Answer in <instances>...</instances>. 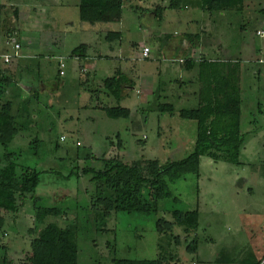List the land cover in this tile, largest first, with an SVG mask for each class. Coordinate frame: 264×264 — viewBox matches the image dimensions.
Returning <instances> with one entry per match:
<instances>
[{"label":"rangeland","instance_id":"rangeland-1","mask_svg":"<svg viewBox=\"0 0 264 264\" xmlns=\"http://www.w3.org/2000/svg\"><path fill=\"white\" fill-rule=\"evenodd\" d=\"M170 2L124 0L121 8L95 15L109 21L96 25L98 36L91 37L90 24L81 20L80 0H0V55L12 56L3 68L14 80L2 101H12L16 112L27 98L33 116L8 150L20 166L41 172L39 205L67 213L46 219L36 230L31 199L16 214L0 209L6 219L0 264H25L31 240L42 228L73 221L79 224V264L158 257L165 264H264V35H258L264 31V0H244L243 12H211L202 0H183L180 9L172 10ZM159 6L166 8L162 18L156 14ZM109 32L123 37L108 41ZM188 34L196 38L185 39ZM85 43H91L92 58H74L72 51ZM16 44L22 49L17 51ZM145 47L150 59L143 58ZM190 48L226 76L239 78L241 130L247 135L239 163L227 161L225 154L218 161L203 157L199 178L189 174L170 185L177 202L161 201L150 215L114 213L103 219L91 208V196L111 191H102L90 175L67 176L85 168L100 170L103 158L164 164L193 152L197 122L181 118L179 111L198 108L208 77L200 64L189 70L170 61L190 58ZM100 50L110 58H97ZM58 57L65 64L63 76ZM121 67L136 87L117 100L103 92V80ZM161 103L173 104L178 112L161 113ZM101 105L128 108L131 117L110 118ZM5 153L0 145V169L7 165ZM86 155L90 158H79ZM172 209L198 210V230L188 235L177 227L172 236L159 235L157 220L172 221Z\"/></svg>","mask_w":264,"mask_h":264},{"label":"trees","instance_id":"trees-1","mask_svg":"<svg viewBox=\"0 0 264 264\" xmlns=\"http://www.w3.org/2000/svg\"><path fill=\"white\" fill-rule=\"evenodd\" d=\"M183 0H171L169 9H180ZM124 0H80L79 11L81 20L90 23L99 21L96 17L99 12L108 9L121 8ZM203 8L211 12H226L245 10L244 0H202ZM4 5L0 4V34L3 32L2 12ZM165 7L159 6L156 14L163 17ZM99 15V14H98ZM102 20H106L104 17ZM121 32H109L108 41L121 40ZM193 39L194 36H191ZM86 45L82 44L72 51L73 57L84 58ZM183 64L191 69L197 63L188 59ZM202 72L208 77L207 86L201 92V103L197 109H183L179 116L185 120L197 122V137L193 152L185 159L161 163L159 160L126 161L119 156L103 158V168H85L80 172H73L67 178L81 175H90L91 181L102 191H111L109 196L92 195L91 208L100 212L103 219L114 213L150 215L159 211V204L173 197L171 184L192 174L197 178L201 175L203 157L218 161L222 155L229 162L239 163L240 150L246 141V134L242 133V100L238 96L239 78L234 75H225L219 68L212 66L205 59L199 61ZM4 63L0 60V145L6 149L7 165L0 169V209L7 213H19L31 199L34 203V220L36 230L40 224L50 217H63L67 213L60 207H43L39 205L41 198L36 195L40 184L41 172L31 167L20 166L17 158L8 150L13 140L25 130V123H31L33 116L30 102L23 100L17 111L10 100L2 101L7 87L14 82L13 78L4 70ZM214 65V64H213ZM133 81L128 75L117 71L113 77L103 81L105 93L120 100L127 85ZM110 118L129 119L131 110L121 106H98ZM161 113L175 115L178 111L170 103L159 105ZM26 121V122H24ZM120 148L122 145L120 143ZM90 158V155L79 158ZM173 218L157 220L159 235L174 234L177 227L183 228L186 234L194 233L199 228L200 214L198 210L183 211L170 210ZM102 219V220H103ZM6 219L0 215V232L3 231ZM105 221L100 223V230L105 228ZM79 224L69 222L61 227L57 223H50L42 228L39 234L31 240V251L25 264H79ZM193 250V246L189 247ZM165 258L154 260H137L114 258L112 264H165Z\"/></svg>","mask_w":264,"mask_h":264},{"label":"crops","instance_id":"crops-1","mask_svg":"<svg viewBox=\"0 0 264 264\" xmlns=\"http://www.w3.org/2000/svg\"><path fill=\"white\" fill-rule=\"evenodd\" d=\"M109 20H105V21H98V22H95V23H90V22H88L90 25V28L91 29H89V32H90V35H91V37H97L98 35V30H95L94 28H96L95 26L96 25H99V24H101V23H104V22H108ZM87 22V21H86ZM95 34V35H94ZM8 35H11V34H8ZM191 36H194V38H196V35H193V34H188V36L187 37H185V39H188V40H192V38H191ZM193 38V39H194ZM197 38L200 40L201 39V36L200 35H197ZM84 45H86V47H87V49H86V53H85V57L84 58H79V57H74V58H78V59H80V60H83V59H87V58H92L91 56H90V51L92 50V47L90 46L91 45V43H85ZM22 49V46H21V48H20V50ZM111 50L114 52V50H113V48L111 47ZM102 50H100V51H98L99 52V55H97L98 57L97 58H101V59H103L104 57H106V59L107 58H110L109 56V54H102L103 52H101ZM190 51H191V57L190 58H187V56H178V58H174L173 60H170V61H179L180 63H181V65H183V66H185L184 64H183V62L185 61V60H188V59H193V60H195L196 61V65L194 66V67H192L191 69H189V70H193V69H197L198 68V66H199V61L200 60H202V59H205V58H203V56H196L197 55V49L196 48H190ZM97 52V51H96ZM150 54H151V50H150ZM150 54H149V57L148 58H144V59H150ZM96 56V55H95ZM26 58H28L26 55H23V54H21V59H26ZM61 58V57H60ZM59 57H58V59H60ZM141 58V57H140ZM126 59H129L128 57H126ZM178 59H180V60H178ZM206 60V59H205ZM181 61H183V62H181ZM209 62V61H208ZM11 64V63H10ZM186 67V66H185ZM122 68L123 67H121L120 68V70H117V71H120V72H122V73H124V74H126V72H124V71H122ZM187 68V67H186ZM25 69V68H24ZM188 69V68H187ZM200 69H202L201 67H200ZM116 71V72H117ZM25 72V71H24ZM115 72V73H116ZM8 73V72H7ZM11 77H12V74H10V73H8ZM126 75H128V74H126ZM128 77L133 81V83L132 84H129V85H127V88H126V91H131V90H133V89H135V87H136V83H135V80H133L129 75H128ZM13 78V77H12ZM104 81V80H103ZM202 90H203V87H202ZM125 91V93H127ZM34 95V94H33ZM33 95H31V96H33ZM27 98H24V100H26ZM28 101V100H27ZM20 104V103H19ZM103 105H101L100 107H102ZM102 110V109H101ZM117 135H120L119 133H117Z\"/></svg>","mask_w":264,"mask_h":264},{"label":"built area","instance_id":"built-area-1","mask_svg":"<svg viewBox=\"0 0 264 264\" xmlns=\"http://www.w3.org/2000/svg\"><path fill=\"white\" fill-rule=\"evenodd\" d=\"M258 35H264V31L263 32H258ZM20 48H21L20 44H16L15 45V49L17 51H19ZM149 54H150V49L145 47L144 50H143V53H142L143 58H148ZM0 60L4 64L8 65L12 61V56L10 54L0 55ZM181 62H183V61H181ZM59 64H60V75L63 76L64 75V71L62 69L65 67V64L63 63V59L62 58L59 59ZM62 140H64V137L62 138Z\"/></svg>","mask_w":264,"mask_h":264}]
</instances>
